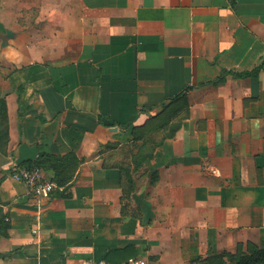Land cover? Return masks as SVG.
I'll return each mask as SVG.
<instances>
[{"label": "crops", "instance_id": "0c3cea01", "mask_svg": "<svg viewBox=\"0 0 264 264\" xmlns=\"http://www.w3.org/2000/svg\"><path fill=\"white\" fill-rule=\"evenodd\" d=\"M8 31L0 264H193L264 249V0H1ZM180 94L188 117L137 169L123 215L117 166ZM71 153L82 163L70 186L45 172L49 198L11 177Z\"/></svg>", "mask_w": 264, "mask_h": 264}, {"label": "trees", "instance_id": "16d2710c", "mask_svg": "<svg viewBox=\"0 0 264 264\" xmlns=\"http://www.w3.org/2000/svg\"><path fill=\"white\" fill-rule=\"evenodd\" d=\"M226 72H223L225 75ZM257 72H251L239 75L240 77H254ZM221 77L215 83H221ZM182 101V105L178 108L171 109L173 103ZM165 116L161 119V124L158 126L145 127L139 135L134 139L136 153L133 154L132 162L121 163L117 167L121 172L120 186L122 189V214H126L130 205V201L136 191V181L134 174L137 169L143 167L147 161L152 160L155 151L161 147L166 139H171L175 136L180 128V119L177 121L182 111H185V117H188V101L185 94H180L168 103L163 104ZM166 111V112H165ZM160 114V113H159ZM159 116V115H158ZM157 116V117H158ZM184 119V118H183ZM124 127V126H123ZM128 125L125 126L127 129ZM138 128V127H135ZM134 128V129H135ZM9 137V119L7 113V104L5 100L0 99V153L6 154ZM115 144H107L105 149L115 148ZM133 146H130V150ZM81 160L75 154H67L65 156L40 155L35 162H28L24 166H38L45 172L47 170L54 172V181L59 187H68L72 184L74 177L81 165ZM135 167V170H133ZM193 264H264V249H260L255 245L249 244L245 251L239 248L236 254L223 253L221 255H213L207 258L198 259Z\"/></svg>", "mask_w": 264, "mask_h": 264}, {"label": "built area", "instance_id": "2783aa9c", "mask_svg": "<svg viewBox=\"0 0 264 264\" xmlns=\"http://www.w3.org/2000/svg\"><path fill=\"white\" fill-rule=\"evenodd\" d=\"M11 177L17 182L25 184L28 188V194L38 198H49L58 186L48 180L45 176V171L38 166H18L12 173ZM36 233L37 231H33ZM83 264H111L105 260H88ZM122 264H141L139 260L129 259Z\"/></svg>", "mask_w": 264, "mask_h": 264}, {"label": "water", "instance_id": "95a60500", "mask_svg": "<svg viewBox=\"0 0 264 264\" xmlns=\"http://www.w3.org/2000/svg\"><path fill=\"white\" fill-rule=\"evenodd\" d=\"M13 38H14V33L12 31H8L5 36L0 38V40H1V48L7 47L8 46V41L13 39ZM104 122L107 125H111V123L106 122L105 120H104Z\"/></svg>", "mask_w": 264, "mask_h": 264}, {"label": "rangeland", "instance_id": "374dc122", "mask_svg": "<svg viewBox=\"0 0 264 264\" xmlns=\"http://www.w3.org/2000/svg\"><path fill=\"white\" fill-rule=\"evenodd\" d=\"M1 1V0H0ZM10 3H11V1H10ZM27 13H30V15H32V13H31V10L30 11H27ZM29 15V16H30ZM26 17H28V15H26Z\"/></svg>", "mask_w": 264, "mask_h": 264}]
</instances>
